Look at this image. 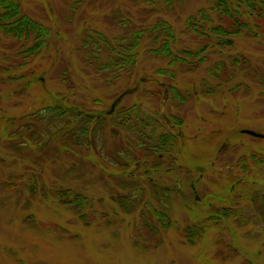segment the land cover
Returning <instances> with one entry per match:
<instances>
[{"label":"rangeland","instance_id":"obj_1","mask_svg":"<svg viewBox=\"0 0 264 264\" xmlns=\"http://www.w3.org/2000/svg\"><path fill=\"white\" fill-rule=\"evenodd\" d=\"M18 1L49 35L38 55L26 57L21 50L33 41L25 45L0 32V264H264V226L257 225L261 221L251 202L253 193H264V170L253 171L241 186L237 182L249 169L244 157L264 158V139L240 131L264 133V40L238 36L231 50L212 54L196 70L173 68L168 58L155 53L160 42L153 33L139 36L138 30H150L164 19L179 39L174 51L194 47L186 20L207 7L208 0H180L168 11L145 0ZM90 32L93 38L100 36L96 32L102 35L97 54L84 45ZM135 40V60L101 69L110 58L133 53ZM237 54L250 60L249 70L241 66L236 81L241 85L206 94L216 82L206 81L207 68L219 57L230 60ZM143 78L148 81L141 82ZM135 87L117 108L147 114L145 137L129 126L93 120L95 148L72 140L68 148L62 135H53L59 125L53 119L45 149L9 137L27 133L30 114L46 111L57 99L94 114L106 112L125 89ZM162 112L182 132L164 158L148 148L170 131ZM71 117V125H77L79 118ZM224 144L230 150L222 148L219 154ZM117 148L128 149L137 159L124 169ZM204 167L201 177L197 168ZM31 176L41 177L51 189L83 193L90 205L77 213L68 204L33 198ZM7 183L17 186L5 188ZM165 186L171 189H160ZM224 210H232V216L220 217Z\"/></svg>","mask_w":264,"mask_h":264},{"label":"trees","instance_id":"obj_2","mask_svg":"<svg viewBox=\"0 0 264 264\" xmlns=\"http://www.w3.org/2000/svg\"><path fill=\"white\" fill-rule=\"evenodd\" d=\"M145 1L151 5H161L164 11L171 10L173 7L175 8V5L180 2V0ZM208 3L209 5L207 7L200 9L196 14L189 16L186 20L185 31L194 35L192 39L196 43L194 47L183 46L181 50L174 51L173 47H179V39L174 34V29L168 26L167 21L164 19L160 20L155 26H152L150 30L147 28L138 30L136 35L140 36V34H144L147 31L153 33L152 38L160 42L156 50L160 51L155 53L161 58H168L169 64L173 68L178 66L187 70H196L202 64L209 62L212 54L220 55L224 53V50H231L238 36L243 35L264 40V0H208ZM0 32L6 36L23 40L25 45L33 41L31 45L21 50L26 57L38 55L41 49L44 48L45 41L49 35L47 28L22 11L21 4L18 0H0ZM91 34L92 32L85 37L84 45L94 54H97L102 47L100 41H98V39H102V35L96 32L95 35L99 34L100 36L93 38ZM105 42L107 43L108 41ZM137 45L138 42L136 40L133 41L130 47V52L133 53L123 56L119 54V60L115 61L110 58L108 63L102 65L101 69L106 70L110 65L114 68L122 67L121 65L123 63L119 64L118 62L123 61L126 63L135 60L136 54L133 49ZM241 66L247 70L250 69L249 58L241 54L231 57L230 60L219 57L212 62L210 67L207 68L208 79L206 81L210 82V80H215L216 82L212 83L207 88L209 91L205 90V93H210V91L211 93H218L223 89L227 91L235 90L237 86L241 85L236 83L238 78L242 76L240 74L241 70H243ZM161 73H165V71L161 70ZM254 78H258V75L254 74ZM261 82L264 84V78H261ZM137 109L132 108L133 111ZM133 111L131 113L123 112L118 115H108L106 112L89 114L77 107L70 108L65 105L64 109L60 105L59 99H57L55 100V105L53 107H47L46 111H38L30 114L29 117L33 118L32 123L24 126V129L27 128L28 130L27 133H16L9 137H18L19 139L22 137L24 141H20V144L44 146L43 149H45L49 141V136L46 131L50 129L49 127L52 124L50 120L53 119L59 122V125L55 127L53 135L57 138L62 135L63 139H65L66 147L71 148L69 142L72 140L78 146H83L85 149H92L96 146L95 128H92L93 120L97 122L109 120L116 127L129 126L131 128L130 131H133L136 136L145 137L144 130H146L148 125L142 119H139ZM51 116L52 118L48 119ZM71 116H74L76 119L79 118L77 125H71L74 122ZM36 124H39V128H36ZM154 130H157V128H154ZM65 134L66 138H64ZM181 134L182 132L180 130L177 137L181 136ZM157 139L159 145L154 147L148 145V148L159 153H166L172 150L175 135L171 131H163ZM151 140H154V138L146 137L147 142H151ZM146 141L143 143L147 144ZM127 147L133 149V144L127 145ZM127 151L128 149L126 150L125 148L116 149V153L120 156L119 162H123H121V165H123L124 169L129 167L137 159L136 155L133 156L129 151L126 153ZM29 178L28 188L33 198L41 195L43 199L52 200L59 204H68L74 207L77 213H81L83 209L90 205L88 197L74 189H51L46 186V183L41 177L31 176ZM14 186L17 185L13 183L5 184V188ZM121 202L124 203L122 198ZM156 215L162 221L166 220V216L164 217L163 213L157 212ZM168 224L170 225V221H168ZM187 233L188 231L186 230V235L189 237L193 235L192 230H190L189 234Z\"/></svg>","mask_w":264,"mask_h":264},{"label":"flooded vegetation","instance_id":"obj_3","mask_svg":"<svg viewBox=\"0 0 264 264\" xmlns=\"http://www.w3.org/2000/svg\"><path fill=\"white\" fill-rule=\"evenodd\" d=\"M141 81L142 82H146V81H148V80H145L144 78H143V80L141 79ZM139 84V83H138ZM167 88V87H166ZM171 88V85L169 86V88H167V90H169ZM126 90V89H125ZM120 96V95H119ZM118 96V97H119ZM117 97V98H118ZM117 98L112 102V104H111V108L109 109V110H107L106 111V113L108 114V115H118V114H120V113H123V112H121V109H118L117 108V106H118V104L119 103H121V101H122V99L124 98H122L118 103H116V105L114 106L113 104H114V102L117 100ZM59 102H60V105L62 106V107H64V109H65V105H64V99H59ZM136 114V113H135ZM137 116H138V118L139 119H142L143 121H144V123H145V119L147 118V114L145 113V112H138V114H136ZM163 115H164V117H163ZM161 118L167 123V125L169 126V128H170V131L175 135V138L177 137V134L179 133V129H180V125H179V123H177V122H173V120L170 118V117H167L166 116V114L164 113V112H162L161 113ZM147 119H149V118H147ZM168 120L170 121V122H168ZM243 129H241L240 131H241V133H243V134H247V133H244L243 131H242ZM262 133V132H261ZM264 134V133H263ZM247 135H250V134H247ZM250 136H253V135H250ZM253 137H256V136H253ZM256 138H260V139H264V137H256ZM176 140V139H175ZM228 142V141H227ZM225 145V144H224ZM221 145V147L219 148V150H218V152H219V154H223V149L222 148H224V150H226V152L227 151H229L230 150V148L227 146V145ZM174 146H175V142H174ZM174 146H173V148H174ZM172 148V149H173ZM168 152V151H167ZM165 155H166V153H164V152H161V153H158V156L159 157H161V158H164L165 157ZM255 155V154H254ZM253 155V156H254ZM170 156H171V160L172 161H175V159H176V157L174 156V154H170ZM251 156V160H246V159H248V158H245L244 157V163L246 164L245 166H249V169H248V172H247V174L245 175V176H243V177H240L239 179H238V181L237 182H239L240 183V185L239 186H241L242 184H244L245 182H247L248 181V179H250L251 178V174H252V172L254 171V172H257V171H259V170H264V158L263 157H261V158H259L258 156ZM175 157V158H174ZM256 157V158H255ZM146 163V162H145ZM242 166V165H241ZM197 170H199V171H202L201 172V177H203V175H204V173H205V170H206V168L204 167V168H197ZM147 171H149V168H147ZM146 174H147V172H146ZM233 184H235V183H233ZM191 186H192V189H193V192L195 193V195H196V199H197V201H200L201 200V196L200 195H198V193H197V190H196V186H195V180H193L192 182H191ZM239 186H237V187H239ZM155 188H158L159 189V186L158 185H156L155 186ZM235 185H232V189H234L235 190ZM160 189H162L163 191H168V190H170L171 188H169V187H167V186H165V187H163V188H160ZM234 190H233V192H234ZM152 193V192H151ZM153 194H157L156 193V191L154 190L153 191ZM251 202H252V204H253V208H255V212H254V214H255V218L256 219H259L261 222L260 223H257V225L258 226H264V193H261V192H258L257 194H255V193H253L252 195H251ZM232 214H233V212H232V210H229L228 212L226 211V210H224V212H221V216L220 217H229V216H232ZM236 214V216H239V215H241V213H235ZM215 217H217V216H215ZM210 219H213V217L212 218H210ZM216 223H218V222H216ZM252 225H254V226H256L255 224H253V223H251Z\"/></svg>","mask_w":264,"mask_h":264},{"label":"water","instance_id":"obj_4","mask_svg":"<svg viewBox=\"0 0 264 264\" xmlns=\"http://www.w3.org/2000/svg\"><path fill=\"white\" fill-rule=\"evenodd\" d=\"M137 88H134V89H128L126 91H124L118 98L117 100L114 102V106L116 105V103H118L125 95H127L128 93H133ZM164 117V115H163ZM168 122H170L168 120ZM244 133H247V134H250V135H253V136H256V137H264V134L261 133V132H258L254 129H243L242 130Z\"/></svg>","mask_w":264,"mask_h":264}]
</instances>
